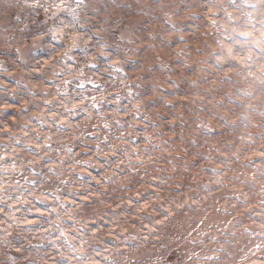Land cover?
Listing matches in <instances>:
<instances>
[{
  "label": "rangeland",
  "instance_id": "374dc122",
  "mask_svg": "<svg viewBox=\"0 0 264 264\" xmlns=\"http://www.w3.org/2000/svg\"><path fill=\"white\" fill-rule=\"evenodd\" d=\"M0 264H264V0H0Z\"/></svg>",
  "mask_w": 264,
  "mask_h": 264
}]
</instances>
